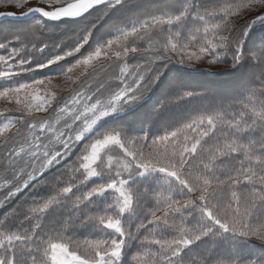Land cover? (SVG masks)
<instances>
[{
	"label": "snow or ice",
	"instance_id": "1",
	"mask_svg": "<svg viewBox=\"0 0 264 264\" xmlns=\"http://www.w3.org/2000/svg\"><path fill=\"white\" fill-rule=\"evenodd\" d=\"M0 101V264H264V0H0Z\"/></svg>",
	"mask_w": 264,
	"mask_h": 264
},
{
	"label": "trees",
	"instance_id": "2",
	"mask_svg": "<svg viewBox=\"0 0 264 264\" xmlns=\"http://www.w3.org/2000/svg\"><path fill=\"white\" fill-rule=\"evenodd\" d=\"M59 82L63 83V79L61 78V79H58V80L56 81V83H59ZM225 83H226V85H228L229 81H227V82H225ZM2 104H3V102L0 101V107L2 106ZM3 107H4V106H3ZM20 199H23V197H21ZM11 206H12V205H9V207L0 208V217H2L7 211H9V208H10Z\"/></svg>",
	"mask_w": 264,
	"mask_h": 264
},
{
	"label": "rangeland",
	"instance_id": "3",
	"mask_svg": "<svg viewBox=\"0 0 264 264\" xmlns=\"http://www.w3.org/2000/svg\"><path fill=\"white\" fill-rule=\"evenodd\" d=\"M65 93H61V95H64Z\"/></svg>",
	"mask_w": 264,
	"mask_h": 264
}]
</instances>
